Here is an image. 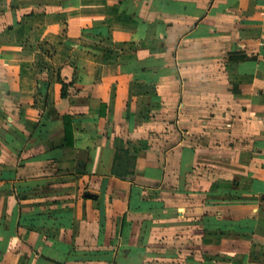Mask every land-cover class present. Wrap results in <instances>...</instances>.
Listing matches in <instances>:
<instances>
[{
  "label": "crops",
  "instance_id": "obj_1",
  "mask_svg": "<svg viewBox=\"0 0 264 264\" xmlns=\"http://www.w3.org/2000/svg\"><path fill=\"white\" fill-rule=\"evenodd\" d=\"M0 264H264V2L0 0Z\"/></svg>",
  "mask_w": 264,
  "mask_h": 264
},
{
  "label": "rangeland",
  "instance_id": "obj_2",
  "mask_svg": "<svg viewBox=\"0 0 264 264\" xmlns=\"http://www.w3.org/2000/svg\"><path fill=\"white\" fill-rule=\"evenodd\" d=\"M153 133L158 135V132H153ZM172 134L174 135V131H173ZM218 159H219V160H222L223 158H222V156H220V157H218Z\"/></svg>",
  "mask_w": 264,
  "mask_h": 264
},
{
  "label": "built area",
  "instance_id": "obj_3",
  "mask_svg": "<svg viewBox=\"0 0 264 264\" xmlns=\"http://www.w3.org/2000/svg\"><path fill=\"white\" fill-rule=\"evenodd\" d=\"M258 1H262V2H264V0H258Z\"/></svg>",
  "mask_w": 264,
  "mask_h": 264
}]
</instances>
